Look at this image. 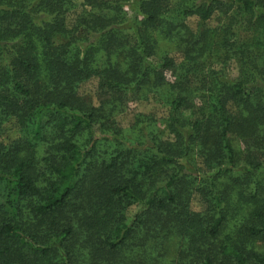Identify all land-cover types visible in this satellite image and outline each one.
Here are the masks:
<instances>
[{"label":"trees","instance_id":"obj_1","mask_svg":"<svg viewBox=\"0 0 264 264\" xmlns=\"http://www.w3.org/2000/svg\"><path fill=\"white\" fill-rule=\"evenodd\" d=\"M0 264H264V0H0Z\"/></svg>","mask_w":264,"mask_h":264},{"label":"rangeland","instance_id":"obj_2","mask_svg":"<svg viewBox=\"0 0 264 264\" xmlns=\"http://www.w3.org/2000/svg\"><path fill=\"white\" fill-rule=\"evenodd\" d=\"M130 13V12H129ZM217 19H214L208 23H206L207 27L214 28L217 26ZM199 20L196 18H192L189 20V26L192 29H197L199 25ZM228 75L231 79H235L238 76L237 68L235 65H232L230 67V70L228 71ZM97 82L96 80H91L90 82L84 84L81 89V94L87 98V100L91 101L95 106L99 105L98 95L96 93V87ZM164 110L162 107L157 105L156 102L149 101V102H137L133 98H129V101L127 103V111L120 115L117 118L118 124L121 128L127 129L129 128V125L133 122V118L136 114H150L154 113L159 118H162ZM9 136H15V130L10 127L9 129ZM7 140V135L3 138ZM204 209L203 203L199 196H194L192 200V210L195 212H201ZM137 211V208H132L130 210L129 215H133Z\"/></svg>","mask_w":264,"mask_h":264}]
</instances>
